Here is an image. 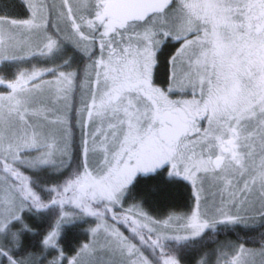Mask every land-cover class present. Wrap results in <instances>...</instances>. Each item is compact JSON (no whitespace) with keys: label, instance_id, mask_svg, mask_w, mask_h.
Segmentation results:
<instances>
[{"label":"snow or ice","instance_id":"obj_1","mask_svg":"<svg viewBox=\"0 0 264 264\" xmlns=\"http://www.w3.org/2000/svg\"><path fill=\"white\" fill-rule=\"evenodd\" d=\"M0 264H264V0H0Z\"/></svg>","mask_w":264,"mask_h":264}]
</instances>
